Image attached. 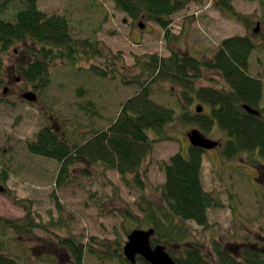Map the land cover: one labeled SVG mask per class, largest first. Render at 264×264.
Listing matches in <instances>:
<instances>
[{"label": "rangeland", "instance_id": "rangeland-1", "mask_svg": "<svg viewBox=\"0 0 264 264\" xmlns=\"http://www.w3.org/2000/svg\"><path fill=\"white\" fill-rule=\"evenodd\" d=\"M1 2L0 17L14 20L22 6L20 1L8 2L5 8ZM38 2L47 15L68 19L75 51L69 55L66 52L70 49H57V57L48 65V83L38 86L26 81L19 70L20 65L30 61L24 42H16L3 54L0 183L7 192H0V215L19 220L27 216L29 208L38 226L23 233L0 226V254H10L29 264H74V255L65 251V244L59 241L73 238L83 246L84 264H131L121 260L129 233L135 228L151 227L144 221L138 202L142 196L161 199L166 177L163 164L178 151L189 152L188 133L199 126L177 117L165 134L150 131L153 148L142 165L140 185L133 175L123 180L117 170L101 161H77L61 173L60 161L33 153L28 143L36 140L46 126L72 144L84 142L94 131L107 129L123 104L140 90L145 76L136 79L150 55L169 57L178 52L209 62L221 40L235 35L251 36L257 44L250 57L249 74L263 83L264 109V0H230L233 9L223 5V0H188L171 17L168 34L153 20L132 18L111 0ZM258 21L261 26L256 33ZM96 49L102 54L94 53ZM97 68L105 70L106 75L98 74ZM226 82L219 73L204 66L203 75L195 78L194 85L222 88ZM5 87L12 91L5 93ZM151 88L153 97L172 105L177 114L182 107L192 113L199 105L205 112L210 109L194 93L190 100L186 99L184 88L173 82L157 81ZM30 90L38 92L36 101L22 97ZM203 132L214 139H224L218 126ZM216 152L203 154L202 181L222 205L209 208L206 227L191 220L179 222L185 238L169 243L178 254L187 243L208 252L218 235L222 242L230 238L229 242L235 243V238L249 232L242 225H251L246 217L258 211L264 215V184H257L258 189L252 185L255 192L248 178L230 177ZM248 155L244 157L252 161L260 157L253 154L247 158ZM260 160L264 163L263 157Z\"/></svg>", "mask_w": 264, "mask_h": 264}, {"label": "trees", "instance_id": "trees-1", "mask_svg": "<svg viewBox=\"0 0 264 264\" xmlns=\"http://www.w3.org/2000/svg\"><path fill=\"white\" fill-rule=\"evenodd\" d=\"M12 1L16 0H2L1 7L5 8V4ZM19 1L22 6L16 12L14 20L0 17V68L4 52L16 42H24L29 50L30 61L27 65H20V72L26 81L36 83V86L45 85L48 83L49 62L57 57V49H70L66 54H74L70 23L64 16L47 15L39 8L38 0ZM111 1L134 19L142 16L155 21L167 34L172 23L171 17L188 2ZM229 3L230 0H223V5L233 9ZM254 49L255 44L249 36H231L223 40L216 66L221 69L229 89L194 85L195 78L203 75V67H212L208 61L178 52H173L169 57L150 55L136 79L138 81L139 77L145 76V81L140 82V90L123 104L121 112L107 129L94 131L84 142L72 144L66 137H60L50 126H46L39 131L36 140L28 143V148L33 153L60 161L61 173L77 161H101L106 167L117 170L123 180L127 181V176L133 175L140 185L142 165L153 148L154 140L149 132L165 134L167 127L175 118L180 117L184 122L197 124L203 131H209L217 122L230 134L226 144L230 153L259 147L264 155V116L253 115L241 106L247 104L259 108L262 99L261 79L248 72ZM94 51L102 54L98 49ZM96 70L98 74L106 75L105 70ZM157 81H170L181 85L186 99L190 100V94L194 93L200 101L213 107L212 113H192L182 107L181 113L177 114L172 105L153 97L151 85ZM203 151L191 145L187 154L178 151L171 155L163 164L166 177L161 188V199H146L142 196V200L138 202L145 215L144 221L155 229L153 244H164L178 264H212L205 250L194 243H187L179 254L169 246L170 242L185 238L180 221L191 220L206 226L209 221V208L221 205L203 186ZM27 210V216L19 220L0 215V226H12L22 233L31 231L30 228L38 224L31 217V210ZM59 241L65 244V251L74 255V264H84L82 244L73 238ZM221 256L219 255L220 259ZM247 256L252 261L246 264H257L258 257L255 254ZM124 259L125 257L121 258L123 261ZM137 261V264H149L140 256ZM221 263L244 264L230 258H223ZM0 264L29 263L1 253Z\"/></svg>", "mask_w": 264, "mask_h": 264}, {"label": "flooded vegetation", "instance_id": "flooded-vegetation-1", "mask_svg": "<svg viewBox=\"0 0 264 264\" xmlns=\"http://www.w3.org/2000/svg\"><path fill=\"white\" fill-rule=\"evenodd\" d=\"M258 22L260 23V26H261V22L260 21ZM254 32L257 33L258 31L254 29ZM249 37L254 42L253 38L251 36ZM223 40H221V42L218 45V48L216 49L215 53L212 55L211 59L209 60V63L212 64V67L211 66L208 67V68H211L213 71H216L217 73H219L221 76H223L222 71L218 66H216V64H218V60H219L218 53L221 50ZM254 44L257 46L255 42ZM249 71H250V65L248 67V72ZM255 78L260 79L259 77H255ZM19 79L20 78H17L16 80H19ZM223 86H224L222 87L223 89H229L230 87L228 82H226V84L223 83ZM4 89H5L4 90L5 93L8 91H12L11 87H7V88L5 87ZM217 89H221V88H217ZM262 97H263V93H262ZM245 105L247 104H241L242 108H244ZM212 108L213 107L210 106V109H209L210 114L212 113ZM254 109H256L258 113L257 114L252 113L253 115L264 116V109L261 106V103L259 105V108H254ZM215 126H218L220 128V133L223 135L222 137L224 139L223 140L216 139L219 142V145L216 146L215 148L207 149L205 151H217L216 153H217V156L219 157L220 163H222L224 172L228 169L227 171H229L230 177L238 176L243 179L248 178V182L251 185V187L253 185L255 188L258 189L257 184H260V185L264 184V163L260 160V157L264 158V155L261 153V148L256 147L254 149H245V150L243 149L238 152L230 153L229 150L226 149V144L228 143L230 139L229 132L221 128L217 122L213 124L211 129H213ZM245 153L249 154L247 158L252 157L253 154L259 155L260 157H254L253 161L252 159L248 160L244 157ZM260 175L262 176V178H259ZM0 185H2V183H0ZM254 187L252 188L256 192ZM3 192H7V188H5ZM255 200L256 202L260 201V199H257V197L255 198ZM217 201L221 204L220 200H217ZM231 207L234 211H236L235 206L231 205ZM260 212L261 211H258L257 214L250 216V217H246V219L249 218L248 221L251 225L248 226L245 224V222H243L242 225L245 227L244 230L247 229L249 232L248 234H242V236L239 239L235 238V243H233V240H230L229 242L230 238L228 239V241L222 242L220 235H218L217 237H214V240L212 243V249L211 250L208 249L209 250L208 252L205 251L207 258L210 260L212 264H215L217 262L218 264H222L221 261L223 260V258L235 259L236 261L240 263H244V264L251 263L252 258H248L247 255H252V254H255L258 257V261L256 262L257 264H264V215L263 213L260 214ZM236 213H239V212L236 211ZM208 225H209V222H208ZM258 226L260 227L257 228ZM10 228L17 232V230L14 227L10 226ZM219 255H222L221 256L222 259H220Z\"/></svg>", "mask_w": 264, "mask_h": 264}, {"label": "water", "instance_id": "water-1", "mask_svg": "<svg viewBox=\"0 0 264 264\" xmlns=\"http://www.w3.org/2000/svg\"><path fill=\"white\" fill-rule=\"evenodd\" d=\"M142 26V24H140ZM258 29V28H257ZM23 98L28 101H36L37 93L35 91H26ZM249 112L257 114L258 111L248 105L244 106ZM197 111H203V107L199 105ZM189 140L193 146L202 149H212L219 145L217 140L207 137L199 128L195 127L188 133ZM0 191H4V187L0 185ZM155 234L154 228H135L129 235L124 246V255L132 264L137 263V257L141 256L149 264H178L172 255L167 251L162 243L153 244L152 237Z\"/></svg>", "mask_w": 264, "mask_h": 264}]
</instances>
